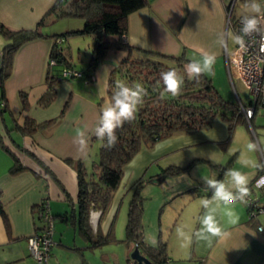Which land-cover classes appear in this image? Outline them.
Wrapping results in <instances>:
<instances>
[{
  "label": "crops",
  "instance_id": "crops-1",
  "mask_svg": "<svg viewBox=\"0 0 264 264\" xmlns=\"http://www.w3.org/2000/svg\"><path fill=\"white\" fill-rule=\"evenodd\" d=\"M53 1L0 0V22L12 29L34 28L42 19L39 31L45 35L48 34L27 40L17 48L12 58L11 73L4 84L7 109H3L4 111L0 113V138L3 144L9 147L29 169L11 175L8 169L12 165L13 158L0 146V202L7 214L6 223L0 216V264H45L37 262L32 257L27 243V238L42 226V221L38 219L39 203L42 200L47 201L51 211H54L51 213L53 218L56 217L55 220H59L63 226L59 232L56 229L54 231L53 227L52 237L55 240V246L51 248L46 264H90L85 251H94L86 246L87 242L78 232L75 221L69 214L71 206L76 202L77 179L74 169L65 162V159H86L90 155L92 141L88 138L98 125L103 107L109 102L106 94L109 73L115 67V63L126 56L127 51L124 49L107 50L90 79L85 71L93 46V37L89 35L86 47L89 52H84L83 55L85 69L78 70L81 75L57 83L53 100L47 106L40 105L38 99L47 87L46 73L49 71L57 75L60 74L62 68L75 69L70 61L72 53L75 50L79 55L81 49L78 44L76 48L73 46L72 40L76 35H70L65 38L67 47L65 44L62 47L63 52L69 57L70 66L65 67V63L49 65L48 57L53 43L51 36L58 34L54 25L55 14L53 12L46 14ZM257 2L264 8V0H257ZM250 3L251 0H147L145 6L127 16L125 38L131 46L140 49L177 56L186 48L191 56L200 59H202L203 52L214 53L217 61L224 55L226 62L227 44L220 46L217 41L221 36L225 42L227 40L229 29L227 16L230 11L234 16L250 14L247 7ZM236 7L239 8L238 11ZM75 23L74 25L67 23L65 29L61 31L78 29L83 21H75ZM6 41V38L0 34V49ZM62 42L59 43L60 46ZM86 48L83 49L86 51ZM122 53L125 55L122 56ZM106 70L108 73L104 74ZM65 85L68 86L67 89ZM21 91H26L28 104L25 108L22 106L19 95ZM6 111L13 123H22L25 116H30L38 122L61 116L53 124L36 130L31 135L19 132L20 135L13 136L8 131L11 128H7V124H4L3 113ZM77 130L85 133L86 143L83 147L75 142ZM226 135L227 124L220 118H215L212 125L197 132L191 134L177 132L158 141L155 144L157 149L155 152L141 149L140 153L138 152L139 154L133 157L134 161L131 160L126 166V170L130 172L131 168L135 170L143 168L153 157L174 148L170 147L173 141L190 139L189 143H199L210 141V139H224ZM18 146L34 153L52 170L69 193V199L36 160L20 150ZM148 155L149 158L146 160ZM257 172L258 167L256 174ZM223 173L224 170L219 171L216 179L220 180L224 176ZM261 173L262 175L255 179L254 176L251 177L252 172L245 174L249 179L250 194L264 208V197L260 195L264 193V186L257 187V181L264 177V166H262ZM201 177L198 176L193 186L183 192L184 196L190 194L192 197L179 199L180 208L177 209L180 213L175 220L181 222L180 226L183 225L180 228L185 227L189 229V232L186 238L176 234V243L172 247L169 240L174 231L167 238L165 242L167 262L165 264H168L170 260L172 264H184L181 260H187L189 264H264V231H259L257 227L258 225L264 227V211L249 219L245 203L237 201L232 205L223 203L219 206L212 205L215 208L214 214L217 221L225 231L230 233L228 239L212 238L209 244L208 241L199 239L195 235L200 229V218L206 211L201 201L210 199L212 195ZM225 183L231 184V182ZM121 184L119 183L115 190L113 200L100 221L99 210L90 211L89 221L94 232L99 228L102 233H106L111 225L114 226L118 200L125 198L131 189V183L126 179H123ZM254 188L260 190L259 197L255 194ZM229 211L234 213L232 217H229ZM233 220L235 223L232 222ZM65 224L67 229H65ZM68 228L74 234L73 242H76L78 233L84 243L71 245V240L66 239ZM64 247L76 250L78 255L73 254L66 260L60 259ZM130 251L128 247L124 252L126 256L124 264H127ZM102 258H106L105 252H102Z\"/></svg>",
  "mask_w": 264,
  "mask_h": 264
},
{
  "label": "trees",
  "instance_id": "trees-1",
  "mask_svg": "<svg viewBox=\"0 0 264 264\" xmlns=\"http://www.w3.org/2000/svg\"><path fill=\"white\" fill-rule=\"evenodd\" d=\"M146 4L147 0H54L46 11V14L53 12L55 17L75 16L81 17L84 21L78 29L51 36L53 43L48 60L53 58L57 63H65V67H69V57L63 52L57 39L62 38L63 41L64 38L70 35L88 34L93 37L91 55L85 70L90 79L107 50L124 49L127 51L126 56L109 73L106 87L109 102L112 93L116 90L117 83L120 82L128 86L139 83L147 92V95L143 98V103L138 106L135 119L125 122L120 129H117L118 140L114 147L111 149L105 147L106 141L99 139L98 158L91 160L90 168L86 167L85 159H65V162L74 169L77 179L76 202L71 206L69 214L75 221L78 232L87 242L86 246L92 250L114 241L115 237L112 225L106 233H102L99 228L96 232L93 231L89 221L90 211L92 209L99 210V221L101 220L109 208L115 190L119 186L123 167L143 146H152L177 132L198 131L211 125L215 118L227 120L230 130L232 121L234 122L240 117L244 119L238 102L234 105L231 103V118L222 112L224 108H229V103L219 95L211 79L205 74L198 81L187 78L184 66L193 60L197 61L198 58L191 56L186 48L179 55L174 56L133 47L127 42L125 38L127 16ZM230 16L231 18L235 17L232 12H230ZM41 23L42 19L34 28L12 29L0 22V34L7 40L0 49V113L4 111L3 109H7L4 99V84L12 70L13 54L23 42L48 35L39 31ZM169 69H175L184 78L181 94L176 97L164 92L160 79L161 73ZM61 71L57 75L49 71L46 73L45 83L47 87L38 99L40 105L47 106L55 96L57 83L70 78L62 76ZM19 95L22 106L25 108L28 104L26 91H21ZM60 116L43 122L25 116L22 123L14 122L13 127L21 134L31 135L36 130L53 124ZM93 139H98L94 135V131L88 140ZM0 146L8 151L13 158L12 165L8 169L11 175L29 169L9 147L3 144L1 138ZM18 148L32 156L40 167L53 178L64 192L65 197L70 198L63 184L43 161L31 151L21 146H18ZM174 171L176 170L174 169ZM261 171L262 168L258 167L255 178L262 175ZM137 184L139 185V182ZM142 212V200L135 191L128 203L123 241L130 250L137 246L158 264H165L167 262L165 242L159 240L157 244L151 245L143 240ZM0 216L6 223L7 214L1 202ZM38 219H40L39 215ZM127 264H134V261L128 257Z\"/></svg>",
  "mask_w": 264,
  "mask_h": 264
},
{
  "label": "rangeland",
  "instance_id": "rangeland-1",
  "mask_svg": "<svg viewBox=\"0 0 264 264\" xmlns=\"http://www.w3.org/2000/svg\"><path fill=\"white\" fill-rule=\"evenodd\" d=\"M75 21H83V19L75 16L55 17L54 25L55 28H57L58 33L61 34L64 32L61 31V29H65L67 23H72L71 25H74L76 24ZM227 34L228 36L225 44H227L226 47L228 52H231L235 44L234 35L231 29H228ZM89 37L90 36L88 34L78 35L74 36L72 40L75 48L76 44H78L79 47L81 46L79 55L74 50L70 60L72 66L77 70L85 69V59H83V55L84 52H89V49L86 48ZM64 44L65 47H67L65 38L61 43V47H63ZM3 45H1V48ZM83 48H86L87 50L85 51ZM200 60L201 59L198 58L197 61ZM205 75L211 79V82L219 95L229 103V108H224L222 111L229 118L232 117V107H230L231 103H233V105L237 103L238 96L243 103L248 102L249 93L244 83L240 79H230L224 55L219 57L218 61L215 60L212 73ZM3 115L5 118L4 124H7V128H11L9 132H11L13 136L20 135V133L14 129L13 121L9 117L7 111L4 112ZM220 119L222 120V118ZM223 121L227 124V135L224 139H210V141L199 143H189L190 139H182L176 142L173 141L171 142L170 147L174 148L167 150L162 155L153 157L145 166H143V168H137L136 170L131 168L130 172L127 171L126 166L129 165L133 158L125 165V167H123L121 181L126 179V181L131 183V189L125 198L118 200V209L115 210L116 216L113 231L116 240L103 245L98 250L85 251V256L90 264L125 263L126 256L124 255V252L128 249V247L124 243L123 239L125 237V226L128 215V201L131 199L135 191L137 192V195L141 197L143 204V240L147 244L151 245L157 244L159 240L166 242L167 238L174 231L173 236H171L169 240V244L172 247L173 244L176 243L175 235L178 234L176 229L183 226H180V221L175 220L176 217L178 218L180 213L177 209L178 207L180 208L179 199H181V197H185L183 199L192 197L190 194L184 196L185 194L183 192L193 186L195 183L194 181L198 178V176H202L201 178H210L211 176L213 177L214 174L215 176L213 178H216L219 171L224 170V176L221 177V179H223L224 182H231L230 177L226 175V171L236 169L243 173L248 172V174H251L252 172L251 177L254 176L253 178H255L257 167L254 165H256V162H258L257 165L260 164V168L264 166V148L256 152H250L247 145L252 141H255L258 145H264V108L258 107L257 112L250 120V123L241 117L234 122L232 121L231 130L228 127V121ZM191 133L194 132H189L188 134ZM91 141V153L88 158L85 159L87 168H90L92 159H95L96 157L98 158L97 152L100 146L99 139H93ZM155 144L149 147L143 146L141 149H147L149 152H155V150H157ZM140 150L138 151L139 153ZM148 158L149 155L146 160ZM244 161H248L249 163L245 165ZM174 169L176 171H174ZM136 171L138 172L136 173ZM138 182L139 185L137 184ZM254 191L259 197L260 190H258V188H254ZM260 195L261 197H264V193H261ZM111 200H113V197ZM50 212L54 213L51 209ZM53 219L54 231L56 229L59 232L60 228L62 229L63 226L59 220H55L56 217ZM65 229H67L66 224ZM183 231L186 232L184 235V238H186L189 229L183 227ZM66 233H68L66 235V239L71 240V245L75 243L79 244V242H81L80 244L84 243L78 233L76 234V242H73L75 237H73L74 234L70 232L69 228ZM53 245L55 246V244ZM53 245L52 247H54ZM102 252L106 253V258H102ZM77 253L78 252L74 249H67L64 247V250L60 255V259H69L71 255L73 256V254L75 256L78 255ZM181 262L189 264V261L187 260H181ZM172 263V260L168 261V264Z\"/></svg>",
  "mask_w": 264,
  "mask_h": 264
},
{
  "label": "clouds",
  "instance_id": "clouds-1",
  "mask_svg": "<svg viewBox=\"0 0 264 264\" xmlns=\"http://www.w3.org/2000/svg\"><path fill=\"white\" fill-rule=\"evenodd\" d=\"M250 10V15H245L241 19L240 34L234 36V41L241 50H246V38L259 35L261 41V51H264V8L257 0H251L247 5ZM217 43L224 46V38L221 36ZM125 53H122V56ZM215 54L209 52L202 53L200 61L193 60L184 66V72L189 80H199L204 74H211L215 63ZM117 63V62H116ZM115 63V66H116ZM108 73L106 70L104 74ZM160 79L163 84L164 92L171 94L173 97L181 94L184 78L178 74L175 69H169L161 73ZM67 85L65 88L67 89ZM147 95L146 90L139 83L128 86L122 82L117 83L116 90L112 93L111 100L102 109L99 117V122L94 129V135L101 141H106L105 147L111 149L117 143V129H120L125 122H130L135 119V114L138 106L143 103L144 96ZM76 143L83 147L86 143L85 133L77 130ZM250 152H256L264 148V145H258L255 141L247 145ZM249 162L244 161L247 165ZM259 167V165H254ZM226 175L230 177L231 184H226L223 180L216 178H203L207 189L211 190V198L201 201L202 207L206 210L205 214L200 218V229L195 235L202 240L212 242V238L225 240L230 237V233L225 231L215 216V208L213 204L219 206L232 205L237 201L246 202V198L250 195L248 176L236 169L226 171ZM264 186V177L257 181V187ZM229 217L234 215L233 212H228ZM235 223V220L232 221ZM178 235L184 236L182 228L176 229ZM259 231H264L261 227Z\"/></svg>",
  "mask_w": 264,
  "mask_h": 264
},
{
  "label": "built area",
  "instance_id": "built-area-1",
  "mask_svg": "<svg viewBox=\"0 0 264 264\" xmlns=\"http://www.w3.org/2000/svg\"><path fill=\"white\" fill-rule=\"evenodd\" d=\"M230 12L227 16V27L232 30L235 36L240 34L242 17L251 13L231 18ZM57 42H62V38H58ZM225 58L230 79H240L248 90V102L243 103L238 96V104L244 119L250 123L258 107L264 108V51H261L259 35L246 38V50H241L239 45L235 43L231 52L225 51ZM55 64H57L55 59H49V65ZM61 74L64 77H73L80 76L81 72L75 69L63 68ZM245 204L248 207L249 217L264 211V208L258 204L251 194L246 198ZM38 215L42 221V226L27 238V243L32 257L37 262L46 264L51 247L54 244L52 237L53 215L46 200L41 203ZM257 227L260 229L262 226L258 225Z\"/></svg>",
  "mask_w": 264,
  "mask_h": 264
},
{
  "label": "water",
  "instance_id": "water-1",
  "mask_svg": "<svg viewBox=\"0 0 264 264\" xmlns=\"http://www.w3.org/2000/svg\"><path fill=\"white\" fill-rule=\"evenodd\" d=\"M129 257L134 261V264H158L137 246L130 251Z\"/></svg>",
  "mask_w": 264,
  "mask_h": 264
}]
</instances>
